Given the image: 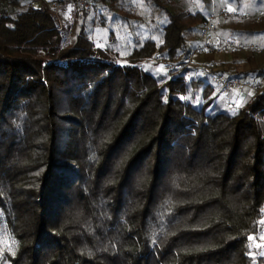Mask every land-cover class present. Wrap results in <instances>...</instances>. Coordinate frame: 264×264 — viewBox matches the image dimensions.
Segmentation results:
<instances>
[{
    "label": "trees",
    "instance_id": "obj_1",
    "mask_svg": "<svg viewBox=\"0 0 264 264\" xmlns=\"http://www.w3.org/2000/svg\"><path fill=\"white\" fill-rule=\"evenodd\" d=\"M93 2L62 27L47 3L5 2L0 264H264V91L232 109L182 65L212 14L196 0ZM219 23L264 40V18ZM245 61L223 72L264 75V53Z\"/></svg>",
    "mask_w": 264,
    "mask_h": 264
},
{
    "label": "built area",
    "instance_id": "obj_2",
    "mask_svg": "<svg viewBox=\"0 0 264 264\" xmlns=\"http://www.w3.org/2000/svg\"><path fill=\"white\" fill-rule=\"evenodd\" d=\"M7 0H0V21L9 14V11L5 7ZM34 3H47L54 16L58 19L60 27L63 26L61 19L62 6L65 0H31ZM76 5L84 13L90 14L94 9L93 0H75ZM222 7L216 13H212L208 16L202 27V44L198 49V53L210 54L214 56H220L227 53H241L245 54L260 53L264 51V47L257 43H246L237 38L222 37L219 34V20L226 21L229 18L243 17L244 19H255L257 21L264 18V8L256 13L249 11L240 12L237 9ZM195 53H191L189 58L182 65H193ZM161 64H170L164 57L156 59ZM198 66L206 70L211 79L221 86L222 93L228 98V105L234 109L238 106V97L244 92H250L252 94L264 91V75L255 76L252 78L243 77H231L227 76L223 69H221L219 61L217 59H211L209 61L200 62Z\"/></svg>",
    "mask_w": 264,
    "mask_h": 264
},
{
    "label": "rangeland",
    "instance_id": "obj_3",
    "mask_svg": "<svg viewBox=\"0 0 264 264\" xmlns=\"http://www.w3.org/2000/svg\"><path fill=\"white\" fill-rule=\"evenodd\" d=\"M194 3V0H191ZM193 6H195L196 8L199 7L201 10H203L204 12H208L211 11L212 13H216L217 11H219V9H221L222 7H227V8H235L233 5V0H196V3L193 4ZM75 11H77V6L74 4L73 5H68V8L63 9L62 8V12H61V19H62V23L63 25H68L69 23H71L73 16L75 14ZM221 25L219 23V34H220V29H221ZM198 40V39H197ZM201 40H198L197 43V48L194 50V59L193 65L198 66V63L200 62H205V61H209L211 59H217L219 61L220 67L221 69H223V71L225 69H227L229 67V64L234 61H238L240 63H245V57L247 54H250L251 52L245 53V54H241L238 52L235 53H227V54H223L220 56H214V55H210V54H202V53H198V49L201 45ZM200 41V42H199ZM251 43H257L261 46L264 47V40L262 38H255L254 42ZM263 52H260L258 54H263ZM253 54H257V53H253ZM123 61V60H120ZM154 68L159 71V72H164L166 70L165 65L159 63V62H155ZM244 66V65H243ZM230 69V68H229ZM238 101V106L242 105L245 101V99L243 98V96L237 100ZM260 246L263 247V255H264V236H263V240L260 243Z\"/></svg>",
    "mask_w": 264,
    "mask_h": 264
},
{
    "label": "crops",
    "instance_id": "obj_4",
    "mask_svg": "<svg viewBox=\"0 0 264 264\" xmlns=\"http://www.w3.org/2000/svg\"><path fill=\"white\" fill-rule=\"evenodd\" d=\"M45 3H46V2H45ZM45 3H35V4H37V5L39 6V5H42V4H45ZM74 4L76 5L75 0H65L64 3H63L62 8L65 9V8H68V5H73V6H74ZM76 6H77V5H76ZM232 65H233V63H232V64L230 63L228 68L231 69V68L233 67ZM243 65H244V66H243ZM248 66H249V64H248L247 62H245V63H240V64H239L240 69H241V68H248ZM242 96H243V94H240L239 97H238V99H240Z\"/></svg>",
    "mask_w": 264,
    "mask_h": 264
},
{
    "label": "snow or ice",
    "instance_id": "obj_5",
    "mask_svg": "<svg viewBox=\"0 0 264 264\" xmlns=\"http://www.w3.org/2000/svg\"><path fill=\"white\" fill-rule=\"evenodd\" d=\"M231 10V9H230Z\"/></svg>",
    "mask_w": 264,
    "mask_h": 264
}]
</instances>
